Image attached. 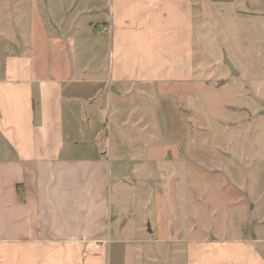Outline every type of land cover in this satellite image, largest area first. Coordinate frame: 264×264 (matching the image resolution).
<instances>
[{
    "label": "crops",
    "instance_id": "1",
    "mask_svg": "<svg viewBox=\"0 0 264 264\" xmlns=\"http://www.w3.org/2000/svg\"><path fill=\"white\" fill-rule=\"evenodd\" d=\"M21 1L0 0V264H264L262 236L178 229L167 150L124 147L117 100L135 84L195 80L193 0ZM41 13L46 76L33 53ZM92 39L107 49L77 46L75 66L69 43ZM140 160L149 175H136Z\"/></svg>",
    "mask_w": 264,
    "mask_h": 264
},
{
    "label": "rangeland",
    "instance_id": "2",
    "mask_svg": "<svg viewBox=\"0 0 264 264\" xmlns=\"http://www.w3.org/2000/svg\"><path fill=\"white\" fill-rule=\"evenodd\" d=\"M15 2L24 3L9 0ZM13 12L8 30L15 36ZM192 13L195 80L135 84L117 100L116 117L126 121L122 129L130 137L124 147L144 150L147 158L149 150L156 157L167 150L163 181L170 185L168 204L181 202L178 229L198 228L200 237L216 239L264 237V0H193ZM38 17L34 63L44 76L52 55L42 13ZM77 46L81 53L108 47L95 39L69 43L72 57ZM72 59L77 67L83 62ZM140 161L144 168L136 175H149V162ZM169 166L178 168L172 178Z\"/></svg>",
    "mask_w": 264,
    "mask_h": 264
}]
</instances>
